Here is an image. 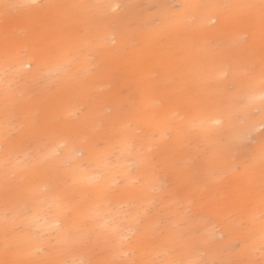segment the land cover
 I'll list each match as a JSON object with an SVG mask.
<instances>
[{
    "label": "rangeland",
    "instance_id": "obj_1",
    "mask_svg": "<svg viewBox=\"0 0 264 264\" xmlns=\"http://www.w3.org/2000/svg\"><path fill=\"white\" fill-rule=\"evenodd\" d=\"M262 2L0 8V218L33 233L43 264H264V125L248 130L264 119ZM58 212L52 236L28 223Z\"/></svg>",
    "mask_w": 264,
    "mask_h": 264
},
{
    "label": "bare ground",
    "instance_id": "obj_2",
    "mask_svg": "<svg viewBox=\"0 0 264 264\" xmlns=\"http://www.w3.org/2000/svg\"><path fill=\"white\" fill-rule=\"evenodd\" d=\"M31 4H37L42 0H26ZM213 19H217V14L213 13L211 16L207 17L206 21H211ZM258 95L263 96L264 95V88H261L258 90ZM212 121L218 123L221 121V118L217 117L215 115L213 118H211ZM258 124L264 125V119H261L258 123H252L248 130L251 132ZM79 151H84L86 158H88L89 154L91 151H87L85 149H82ZM64 153L66 154V159L67 161H70V163H73L74 159V151L72 150H65ZM54 162L55 166L60 165L62 163V159L60 157H54ZM46 167H40L39 169L40 172L44 171ZM58 168H55L54 170L56 171ZM55 171H45V177L46 179L50 175V179L52 180V185L54 186V183L57 186V176ZM70 172H68L69 174ZM49 174V175H47ZM88 178V177H87ZM85 178L86 183L90 181V179ZM112 176L106 181L107 186H110L112 184ZM93 183V180L91 184ZM82 185V184H81ZM94 185V183L92 184ZM58 187V186H57ZM39 187L36 186L34 183H28L27 189H28V194L30 197H35L40 193ZM41 194V193H40ZM9 196L11 197L12 200L20 199L21 194L19 190L13 191L12 189H9L7 193H4L2 198ZM28 198V197H27ZM60 212L56 214L55 217H42L38 220H32L29 221L28 223L30 225L35 226L36 228L34 229L35 232L47 234L49 236H52L55 231L59 228H63L64 223L63 220L61 219L62 217L60 216ZM34 218H37L36 216ZM33 218V219H34ZM37 223H41V225H37ZM66 230L65 228L63 229L62 232H59V234L56 235L54 238L55 243L57 244V250L55 251L59 259H55L54 261H60V257L63 258V255L66 254L71 246L70 244V239L67 240L66 238L67 235L65 234ZM83 237V236H81ZM80 237V238H81ZM79 238V240H80ZM0 241H3L2 246L0 247V261H20L23 262V264H28V262L33 261V260H39L36 257L37 254V249L40 247V243L37 241L36 237L33 235L31 231H26L23 234H17L14 233L11 230V224H7L3 219L0 218ZM41 261V260H39ZM43 263H49L47 260L41 261Z\"/></svg>",
    "mask_w": 264,
    "mask_h": 264
},
{
    "label": "snow or ice",
    "instance_id": "obj_3",
    "mask_svg": "<svg viewBox=\"0 0 264 264\" xmlns=\"http://www.w3.org/2000/svg\"><path fill=\"white\" fill-rule=\"evenodd\" d=\"M32 7H39L38 5H29V4H23V5H19V4H3L0 5V8L3 9V15L4 18L7 20L9 18L10 12L11 10H18V9H22V8H32ZM241 7H247V6H241ZM261 9H262V15H264V2H262L261 5ZM261 83L262 85H264V76H262L261 79ZM261 99H264V96L261 97ZM237 171H239V168L236 169ZM261 196L264 197V187H262V191H261ZM69 238H66V242ZM81 241H86L87 237H81L80 238ZM262 252H264V247H262L261 249ZM0 264H23V262L20 261H0ZM28 264H43V262L39 261V260H33L28 262ZM113 264H115V262H113ZM166 264H236L235 261H208V262H204V261H185V260H172V261H168L166 262ZM244 264H253V262L251 261H246L244 262Z\"/></svg>",
    "mask_w": 264,
    "mask_h": 264
}]
</instances>
